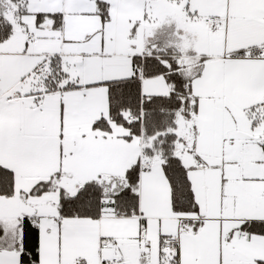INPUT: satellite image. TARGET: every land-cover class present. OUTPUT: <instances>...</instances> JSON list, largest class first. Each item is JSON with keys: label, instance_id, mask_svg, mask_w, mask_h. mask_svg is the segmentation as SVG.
<instances>
[{"label": "snow or ice", "instance_id": "obj_1", "mask_svg": "<svg viewBox=\"0 0 264 264\" xmlns=\"http://www.w3.org/2000/svg\"><path fill=\"white\" fill-rule=\"evenodd\" d=\"M0 264H264V0H0Z\"/></svg>", "mask_w": 264, "mask_h": 264}]
</instances>
